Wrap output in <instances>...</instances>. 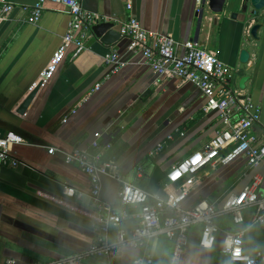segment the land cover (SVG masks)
Here are the masks:
<instances>
[{"label":"crops","instance_id":"crops-1","mask_svg":"<svg viewBox=\"0 0 264 264\" xmlns=\"http://www.w3.org/2000/svg\"><path fill=\"white\" fill-rule=\"evenodd\" d=\"M9 1L21 8L0 22V135L14 134L22 143L10 147L11 157L21 163L18 167L0 164V264L8 259L45 264L82 255L101 235L88 218L46 199L61 198L62 187L68 185L87 196L66 202L94 211L88 176L65 164L63 154L95 153L91 144L100 134L101 158L111 163L113 172L164 199L170 168L201 151L222 129L216 113L203 112L205 99L195 85L159 78L140 54L128 52L129 40L120 34V25L130 18L148 32L170 35L177 43L196 42L215 54L231 70L230 89L249 95L259 106L260 121L253 133L264 139V11L251 10L246 0H226L221 13L211 12L208 0H78L83 10L98 16V23H112L120 37L105 46L93 35L76 58L71 46L52 80L22 114L19 107L60 46L70 18L60 12L61 7L47 3L39 22L30 25L22 8H32L37 0ZM256 24L260 29L254 39L249 32ZM244 50L249 54L245 65L240 63ZM114 51L125 66L110 73L104 58ZM244 77L248 81L242 90ZM97 84L100 88L95 91ZM158 145L162 149L151 156ZM49 148L55 153L50 154ZM253 176L260 178L257 193L264 198V160L252 169L244 167V161L225 168L206 167L195 177L182 208L191 209L202 200L220 208ZM119 191L117 181L100 177V201L118 209ZM253 212L243 211L240 226L228 215L218 217L220 233L210 251L199 247L202 225L191 226L179 264H230L222 252L226 232L243 231L245 253L264 255V226L251 224ZM171 252V243L161 239L155 264H168ZM138 255L136 250H125L112 263L130 264Z\"/></svg>","mask_w":264,"mask_h":264},{"label":"built area","instance_id":"built-area-1","mask_svg":"<svg viewBox=\"0 0 264 264\" xmlns=\"http://www.w3.org/2000/svg\"><path fill=\"white\" fill-rule=\"evenodd\" d=\"M61 7L63 14L70 18L68 30L62 42L53 54L50 62L39 74L30 92L44 88L54 77L63 63L71 46L76 58L85 50V43L93 37L92 27L99 22L98 16L83 10L78 0H37L32 8H22L27 14L26 23L37 24L45 10V4ZM17 8L9 0H0V22L6 21ZM127 9H131L127 4ZM120 34L129 40L128 52L140 54L145 64L159 77L177 79L195 85L202 93L205 104L203 112L216 113L222 125L213 139L203 149L173 165L166 175V198L150 194L120 178L113 172L111 163L103 161L98 140L95 135L91 148L95 153L74 150L63 154L65 164L74 165L82 170L90 180L88 197L95 205L92 213L80 210L66 200L82 201L85 192L72 186L62 187L61 198L46 197L47 200L88 218L100 232L88 251L82 255L64 258L45 264H87L86 259H95L100 264H113L116 256L125 250H136L139 255L130 264H155L156 251L161 239L172 245L168 264H179L188 245L189 228L202 225L199 247L210 251L214 248L220 229L216 219L230 216L235 226L244 224L243 211L254 210L251 224L264 226V198L258 196L261 184L258 176L243 187L237 194L228 196L222 207L202 200L191 209H183L195 184V177L206 167H228L235 162L244 161V167L256 168L264 160V139L253 133V126L260 121V108L249 95L235 92L229 87L231 70L215 54L202 49L196 42L177 43L170 35L148 32L135 18L120 25ZM110 73H116L125 66V62L111 52L104 58ZM100 84L95 85L97 91ZM172 137L168 136L167 140ZM14 134L0 135V164L18 167L21 163L10 155V147L21 144ZM108 148V146H105ZM158 145L152 156L160 152ZM50 154L55 150L49 148ZM105 176L117 181L119 208L100 201V177ZM133 222V226H128ZM243 231L224 234L222 252L227 255L230 264H264V255L257 251L247 254L244 251ZM4 264H19L8 259Z\"/></svg>","mask_w":264,"mask_h":264},{"label":"water","instance_id":"water-1","mask_svg":"<svg viewBox=\"0 0 264 264\" xmlns=\"http://www.w3.org/2000/svg\"><path fill=\"white\" fill-rule=\"evenodd\" d=\"M208 1H209V4H208L209 9L213 13H221L226 3V0H208ZM246 6H249L251 10H254L256 12H262L264 11V0H246ZM246 9H245V12H247ZM113 28H114V25L110 22L96 23L92 27V33L97 39H101L102 44H104L105 46H111L116 41H118V38L120 37V35L116 31H114ZM259 29H260V25L258 24L253 25L249 32L250 36L256 39L257 32ZM248 61H249V54L247 51L244 50L241 52L240 63L245 65L248 63ZM247 81H248V78L246 77L242 78V80L240 81V89L242 90L245 89V83ZM38 90H39V87H36L30 92L27 98L20 105L19 110H18L19 113L22 114L26 111L28 106L31 104V102L35 98Z\"/></svg>","mask_w":264,"mask_h":264}]
</instances>
